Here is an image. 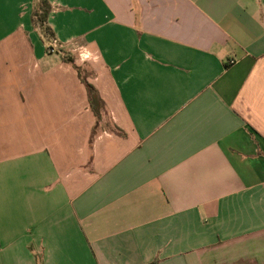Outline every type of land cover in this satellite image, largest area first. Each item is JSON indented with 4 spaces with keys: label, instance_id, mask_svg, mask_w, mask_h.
<instances>
[{
    "label": "crops",
    "instance_id": "1",
    "mask_svg": "<svg viewBox=\"0 0 264 264\" xmlns=\"http://www.w3.org/2000/svg\"><path fill=\"white\" fill-rule=\"evenodd\" d=\"M48 1L58 54L0 0V264H264V0Z\"/></svg>",
    "mask_w": 264,
    "mask_h": 264
},
{
    "label": "trees",
    "instance_id": "2",
    "mask_svg": "<svg viewBox=\"0 0 264 264\" xmlns=\"http://www.w3.org/2000/svg\"><path fill=\"white\" fill-rule=\"evenodd\" d=\"M52 7L48 0H35L34 3V12L33 13V21L34 24L38 27V29L42 30L43 36L46 38L47 43L52 37H55L52 33L51 29L48 27V16L51 11ZM47 44V45H48ZM49 48V47H48ZM47 48V50H48ZM70 63H74V61L69 60ZM88 92L90 95V102L95 112L96 116H100L101 109L103 107V102L99 97L97 90L91 85L87 84ZM157 264V262L153 263Z\"/></svg>",
    "mask_w": 264,
    "mask_h": 264
},
{
    "label": "built area",
    "instance_id": "3",
    "mask_svg": "<svg viewBox=\"0 0 264 264\" xmlns=\"http://www.w3.org/2000/svg\"><path fill=\"white\" fill-rule=\"evenodd\" d=\"M48 47H49L48 52L50 54H58L61 52V50L63 48L62 44L60 43V41L56 37H52L50 39ZM81 56L86 57L85 52L84 53L81 52Z\"/></svg>",
    "mask_w": 264,
    "mask_h": 264
}]
</instances>
